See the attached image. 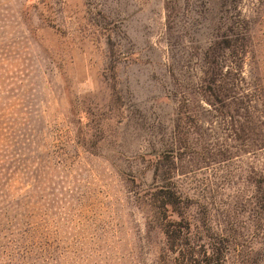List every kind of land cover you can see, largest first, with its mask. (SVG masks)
<instances>
[{
  "label": "rangeland",
  "instance_id": "obj_1",
  "mask_svg": "<svg viewBox=\"0 0 264 264\" xmlns=\"http://www.w3.org/2000/svg\"><path fill=\"white\" fill-rule=\"evenodd\" d=\"M227 29L228 109L201 72ZM168 173L221 264H264V0H0V264H159Z\"/></svg>",
  "mask_w": 264,
  "mask_h": 264
},
{
  "label": "trees",
  "instance_id": "obj_2",
  "mask_svg": "<svg viewBox=\"0 0 264 264\" xmlns=\"http://www.w3.org/2000/svg\"><path fill=\"white\" fill-rule=\"evenodd\" d=\"M211 47V50L203 53L201 72L205 99L209 103L228 109V100L234 97L238 86L236 78L238 70L234 66L225 64L229 60L230 63L232 62L230 29H227V33H217V39ZM220 50L227 51L225 57L224 53H219ZM164 157L165 155L161 158ZM147 199L145 200L149 206L148 226L153 230L156 229L164 240V249L158 257L159 264H221L223 262L229 248L228 239L211 232L202 205L203 210L198 212L201 213L198 221L193 218L190 211L195 202L175 190L169 173L168 177H163L160 183L154 185ZM259 206L264 208V199Z\"/></svg>",
  "mask_w": 264,
  "mask_h": 264
}]
</instances>
